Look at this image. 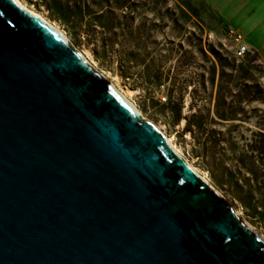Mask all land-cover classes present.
<instances>
[{
    "label": "water",
    "instance_id": "water-1",
    "mask_svg": "<svg viewBox=\"0 0 264 264\" xmlns=\"http://www.w3.org/2000/svg\"><path fill=\"white\" fill-rule=\"evenodd\" d=\"M0 264H264V240L66 35L0 0Z\"/></svg>",
    "mask_w": 264,
    "mask_h": 264
},
{
    "label": "rangeland",
    "instance_id": "rangeland-1",
    "mask_svg": "<svg viewBox=\"0 0 264 264\" xmlns=\"http://www.w3.org/2000/svg\"><path fill=\"white\" fill-rule=\"evenodd\" d=\"M21 1L63 30L99 70L117 78L120 88L132 89L143 118L162 127L182 155L264 240V203L257 197L248 201L230 180L231 174L252 176L255 161L264 192V165L254 157L264 140V64L253 59L252 49L243 58L234 55L236 46L228 28L203 0H130L126 10L135 14L136 40L127 44L121 37L114 57L98 56L94 42L71 23L60 21L41 0ZM120 50L134 56L127 60ZM214 51L230 66H224ZM120 55L125 59L122 68ZM250 63L248 74L243 68ZM222 113L229 119L221 118ZM187 119L215 130L222 139L218 140V146L224 147L221 153H201L192 133L184 131Z\"/></svg>",
    "mask_w": 264,
    "mask_h": 264
},
{
    "label": "trees",
    "instance_id": "trees-1",
    "mask_svg": "<svg viewBox=\"0 0 264 264\" xmlns=\"http://www.w3.org/2000/svg\"><path fill=\"white\" fill-rule=\"evenodd\" d=\"M46 7L64 23H71L75 31H79L85 34L88 42H94V51L99 56H111L114 57L117 54L116 45L119 43V39L122 37L123 42L131 43L136 40L134 21L136 19L133 12H128L127 4L130 0H41ZM125 19V21H123ZM121 30V32H120ZM119 54H123L127 60L134 56L132 51L124 52L118 51ZM218 56L222 64L229 65L227 58L222 57L218 52H213ZM103 54V55H101ZM123 55L119 57L120 68L123 67ZM260 58L258 53L254 51V60ZM252 59V60H253ZM226 61V63H223ZM250 66L244 67L246 72L250 74ZM126 76V75H124ZM195 114L191 117H194ZM190 117V118H191ZM223 119H229L225 113L220 115ZM196 127V128H195ZM184 131H190L192 133V139L197 149L201 153L207 156H212L216 153H221L224 147L218 146L219 139L214 133L215 130H209L202 127L200 123L195 125L191 120L187 119V124ZM261 146L256 149L258 154L257 161L264 165V140L260 141ZM251 171H255L252 176L238 177L237 174H231L230 180L234 182L236 188L246 194V199L251 201L257 197L264 203V192L261 190L263 184V178L258 174L259 167L256 162L253 161Z\"/></svg>",
    "mask_w": 264,
    "mask_h": 264
},
{
    "label": "crops",
    "instance_id": "crops-1",
    "mask_svg": "<svg viewBox=\"0 0 264 264\" xmlns=\"http://www.w3.org/2000/svg\"><path fill=\"white\" fill-rule=\"evenodd\" d=\"M228 29L240 32L264 64V0H203Z\"/></svg>",
    "mask_w": 264,
    "mask_h": 264
},
{
    "label": "bare ground",
    "instance_id": "bare-ground-1",
    "mask_svg": "<svg viewBox=\"0 0 264 264\" xmlns=\"http://www.w3.org/2000/svg\"><path fill=\"white\" fill-rule=\"evenodd\" d=\"M17 2H19L22 6H24L26 9H28L29 11H31L32 13L38 15L39 17H41L44 21H46L48 24L52 25L53 27L57 28L58 30H60L64 35H66L63 30H61L58 26H56L54 23H52L51 21H49L47 18L43 17L41 14H39L38 12H35L34 10H32L31 8H29L28 6H26L21 0H16ZM67 36V35H66ZM68 37V36H67ZM68 39H70L68 37ZM71 41V40H70ZM74 46V45H73ZM74 48L80 52L81 54L84 55V57L89 61V63L91 65H93V67L113 86L115 87L120 93H122V95L128 100L130 101L135 107L136 109L140 112L141 116H142V112L140 110V108L137 106L136 102L133 99V90L130 88H120V86H118V84L116 83V77H113L112 74L109 72V74H106L104 72H102L101 70L98 69V67L96 66V64H94L90 58L88 56H86L85 53H83L82 51H80L79 49H77L75 46ZM143 117V116H142ZM156 124V123H154ZM157 125V124H156ZM157 127L162 131V133L164 134L166 140L168 141L169 145L173 148V150L179 155L181 156L185 163L195 172H197L200 176H202L204 179H206V177L185 157L182 155L180 149L178 148V146L173 142L172 138L166 134V132L162 129L161 126L157 125Z\"/></svg>",
    "mask_w": 264,
    "mask_h": 264
},
{
    "label": "built area",
    "instance_id": "built-area-1",
    "mask_svg": "<svg viewBox=\"0 0 264 264\" xmlns=\"http://www.w3.org/2000/svg\"><path fill=\"white\" fill-rule=\"evenodd\" d=\"M228 30L229 35L236 46L234 55L239 59L245 57L250 53L251 49L245 44L243 35L235 29L230 28Z\"/></svg>",
    "mask_w": 264,
    "mask_h": 264
}]
</instances>
